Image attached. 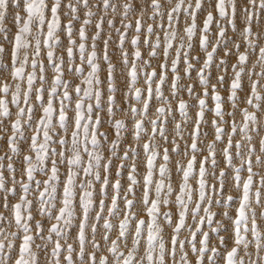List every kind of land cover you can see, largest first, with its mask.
<instances>
[{
	"label": "snow or ice",
	"instance_id": "1",
	"mask_svg": "<svg viewBox=\"0 0 264 264\" xmlns=\"http://www.w3.org/2000/svg\"><path fill=\"white\" fill-rule=\"evenodd\" d=\"M0 264H264V0H0Z\"/></svg>",
	"mask_w": 264,
	"mask_h": 264
},
{
	"label": "rangeland",
	"instance_id": "2",
	"mask_svg": "<svg viewBox=\"0 0 264 264\" xmlns=\"http://www.w3.org/2000/svg\"><path fill=\"white\" fill-rule=\"evenodd\" d=\"M9 22L11 21V16H9L8 18ZM148 22H151L150 20ZM257 71L259 70L258 68L256 69ZM239 119V117H237ZM209 139H211V137H209Z\"/></svg>",
	"mask_w": 264,
	"mask_h": 264
}]
</instances>
